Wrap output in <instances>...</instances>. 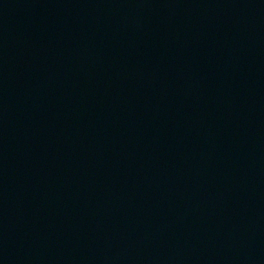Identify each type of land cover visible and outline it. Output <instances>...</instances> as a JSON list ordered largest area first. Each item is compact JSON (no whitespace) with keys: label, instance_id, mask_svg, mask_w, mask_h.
I'll use <instances>...</instances> for the list:
<instances>
[{"label":"water","instance_id":"1","mask_svg":"<svg viewBox=\"0 0 264 264\" xmlns=\"http://www.w3.org/2000/svg\"><path fill=\"white\" fill-rule=\"evenodd\" d=\"M0 264H264V0H0Z\"/></svg>","mask_w":264,"mask_h":264}]
</instances>
